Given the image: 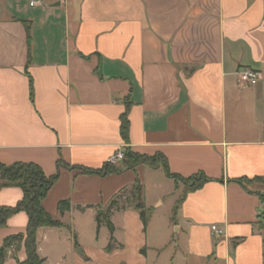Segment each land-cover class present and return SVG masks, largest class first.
I'll return each instance as SVG.
<instances>
[{
	"label": "crops",
	"instance_id": "0c3cea01",
	"mask_svg": "<svg viewBox=\"0 0 264 264\" xmlns=\"http://www.w3.org/2000/svg\"><path fill=\"white\" fill-rule=\"evenodd\" d=\"M118 150L208 181L174 209L183 185L161 166L78 169ZM0 162L57 174L41 205L63 226L38 228L44 264H264V0H0ZM21 198L0 187V207ZM27 220L10 215L0 245ZM25 259L21 243L3 264Z\"/></svg>",
	"mask_w": 264,
	"mask_h": 264
},
{
	"label": "trees",
	"instance_id": "16d2710c",
	"mask_svg": "<svg viewBox=\"0 0 264 264\" xmlns=\"http://www.w3.org/2000/svg\"><path fill=\"white\" fill-rule=\"evenodd\" d=\"M29 82L30 97H33V84L32 78L27 74ZM121 135L126 141L128 139V120L126 113L121 117ZM124 157L122 161L125 163V167L133 168L138 164H145L151 168L160 167L163 169L168 177L174 179L176 187L181 182L183 185L182 194L177 201L174 209L178 207L185 194L191 190L200 187L204 182L208 181V178L199 173L194 176L184 178L177 174H173L167 167L166 159L160 155H154L151 157L133 153L130 150L123 151ZM62 164L61 160H58L57 166ZM114 165L107 164L99 169H92L86 167L78 168L81 172L86 174H98L103 175L107 172H117L118 170L113 167ZM57 178V174L47 176L41 167L31 162H15L10 165H5L0 162V187L6 185H16L22 191V198L13 207H0V227H2L7 218L18 211H24L27 214V226L25 233H19L7 237L2 245H0V264H3L7 253L10 249L17 250L21 243L24 244L26 251V259L23 262H17V264H44V260L37 253L36 232L40 227H60L63 224L52 217L46 212L41 202L46 196L47 191L51 188ZM240 181V180H239ZM247 181V180H246ZM264 181V180H263ZM245 183L244 181H240ZM260 200L264 204V193L260 194ZM112 202L111 204H113ZM134 207L139 210L140 217L144 225L147 222V214L143 203L140 201L139 191L136 190L133 193ZM60 213L70 209V202L68 200H62L57 206ZM109 230H112V225L107 220Z\"/></svg>",
	"mask_w": 264,
	"mask_h": 264
},
{
	"label": "built area",
	"instance_id": "2783aa9c",
	"mask_svg": "<svg viewBox=\"0 0 264 264\" xmlns=\"http://www.w3.org/2000/svg\"><path fill=\"white\" fill-rule=\"evenodd\" d=\"M239 80L240 82L246 84V85H255L260 77V73L256 70L244 68L239 70L238 72ZM124 157V152L122 150H118L114 152L109 158L107 159V162L111 165H116L120 161H122ZM212 231L215 235H221L222 231L215 225L211 226Z\"/></svg>",
	"mask_w": 264,
	"mask_h": 264
},
{
	"label": "rangeland",
	"instance_id": "374dc122",
	"mask_svg": "<svg viewBox=\"0 0 264 264\" xmlns=\"http://www.w3.org/2000/svg\"><path fill=\"white\" fill-rule=\"evenodd\" d=\"M178 186H179V187H180V186H182V183H181V182H179V183H178Z\"/></svg>",
	"mask_w": 264,
	"mask_h": 264
}]
</instances>
